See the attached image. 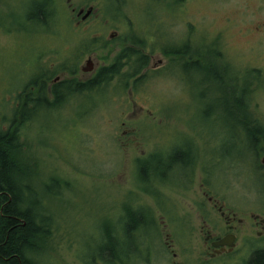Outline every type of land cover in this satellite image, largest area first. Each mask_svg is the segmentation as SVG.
Listing matches in <instances>:
<instances>
[{
  "label": "rangeland",
  "instance_id": "1",
  "mask_svg": "<svg viewBox=\"0 0 264 264\" xmlns=\"http://www.w3.org/2000/svg\"><path fill=\"white\" fill-rule=\"evenodd\" d=\"M44 1L0 0V132L17 117L18 93L35 79L37 69L52 72V77L64 66H86L89 54L98 66L111 65L133 39L149 44H145L148 53L160 54L164 41L175 46L195 34L194 42L203 52L219 44L236 73L245 70L255 77L252 68L260 70V80L251 81L248 101L264 116V0H56L57 19H47L42 26L28 16L36 3ZM89 7L94 10L91 19L77 26L71 10ZM112 31L117 36L109 38ZM88 41L95 43L88 46ZM178 63L170 61L176 65L167 76L161 71L140 81L132 89L133 98L127 89H114L122 82L115 76L106 90L66 96L50 109L37 107L31 119L14 128L21 145L16 175L24 173L23 183L29 186L26 199L41 197V218L50 219L46 238L33 255L39 264H170L166 241L179 260L200 257V223L187 204L192 194L151 175L140 184L137 161L151 155L150 162L163 163L165 150L186 139L195 140L200 149L199 164L208 163L210 154H223L225 148L230 157L243 154L250 163L253 160L238 149L243 143L235 138L238 134L224 113L226 77H220L210 63L187 73ZM214 74L218 77L212 79ZM128 81L131 86L134 78ZM227 158L221 157L218 178L227 184L232 203L244 206L252 202L262 182L248 173V163ZM149 188L159 193H149ZM169 205L173 212L167 210ZM128 208L153 213L154 226L134 244L128 239L122 244V218ZM175 213L178 221L170 220ZM133 247L135 256L124 255ZM258 247H264V240L239 242L223 263L215 259L211 264H247Z\"/></svg>",
  "mask_w": 264,
  "mask_h": 264
},
{
  "label": "flooded vegetation",
  "instance_id": "2",
  "mask_svg": "<svg viewBox=\"0 0 264 264\" xmlns=\"http://www.w3.org/2000/svg\"><path fill=\"white\" fill-rule=\"evenodd\" d=\"M79 10H71V13L75 16V24L77 26L84 25L91 19L93 14L92 12L87 18H82L84 11L79 14ZM71 18L72 16L70 19ZM47 19L49 21V17H47ZM194 30L196 29L194 28ZM196 35L197 34L194 35V39L189 37L175 46L171 44L170 40L164 41V43L159 45V47H162V53L160 54L148 53L145 51V48H148L149 44L145 43L148 45L146 46L143 43L144 41L142 42L140 38L133 39V43L130 44L133 50L130 63L122 65L119 74L115 76L121 80L123 75L121 71H123V68H127L128 71L130 69V71L134 72L133 77L130 79L134 78V80L139 81H143L161 71L167 76V72L170 68L176 65H171L170 61L179 60L181 63L178 64L183 68L184 73L191 70L202 69L203 67H207L210 63L213 68L218 70L217 74L219 75L220 73V77H226L222 82L231 83V85H233L236 81L242 84L238 94L243 98V117L234 120L230 117L231 113H228L225 108L224 113L228 116L230 128L236 127L238 131L249 128L256 131L257 137H255L253 141L254 147L252 148L253 151H251L253 154V161L252 163H248L247 171L248 173H254L258 181L260 180L262 183L259 182L260 186L258 191L253 192L254 198L252 202H246L244 206H236L231 201L233 196L229 193L226 187L227 184H223L217 175V169L219 165L222 164L221 155L210 154V158L207 160L208 163L199 164L198 161L201 160V152L193 139H186L179 146L171 150H165L166 174L163 180H161V183L171 188L184 190L192 194L187 204L192 211H194L200 223L199 234L201 235L200 257H195V260H179V255L172 249L173 245L171 242L166 241L165 251L167 250L168 254L171 255V257L169 256L170 264H211V261L215 259L223 263L221 260H224L225 256L233 253L237 243L251 240H264V116L262 111L251 108L250 102L248 101L251 91L249 83H251L252 80L259 81L262 74L257 68H252L255 77H251V75L248 76L245 70H243L241 74L236 73L231 69L228 63L229 58L226 54L223 55V49L219 47V44L218 48L211 49V52H203L202 49L199 50L196 41L194 42ZM115 36H117V31L109 33V38H114ZM217 37L219 36L217 35ZM151 45L154 46V42H151ZM172 47L182 48V54H171ZM220 50H222L221 53ZM121 54L122 53L119 55ZM90 55L91 54L88 55V58L90 57L92 60V56ZM117 57L115 59H117ZM121 62H124V60ZM108 66L110 65L99 64L98 66L93 62L92 70L90 71H84L80 66L77 67L78 69L76 70L72 69L74 66L71 68L64 66L59 72L48 79H46L49 77L47 72L37 69V75L34 80L38 83V87L36 91L35 87H31V90L32 92L38 93V91L43 88L46 96L54 101L57 99L58 83L62 85V82H73L74 79L85 83L92 79L99 70H104ZM239 67L246 68L244 66ZM50 74H52V72ZM217 74H214L212 79L218 77ZM40 92L41 91H39V93ZM127 93L131 97L135 96L134 91L130 88L127 90ZM66 96H62V98ZM139 108L142 109L141 107ZM130 141L134 142L137 146V143L133 139ZM130 141L128 140L127 143H130ZM240 143H243L242 145L244 146H252V140H246L244 137L240 139ZM170 172L172 175L169 174ZM224 172L227 173L228 171L225 170ZM147 175L154 176V178L160 181L159 175L150 173ZM138 181L143 185V183L146 182V177L145 179H138ZM149 190V193H159L155 189L149 188ZM244 195L248 196L249 194L247 192ZM160 200V198H157L156 202H160ZM167 210L174 211L170 205ZM135 211L139 210L136 209ZM141 213L142 216H144L142 220L145 223L148 224L153 222V213L151 211H149L151 215L146 211H141ZM176 214L177 213H175L174 216L168 214L170 220L173 219V221H178ZM163 217L164 216H162V218ZM169 236L170 234L166 233L165 239H168ZM227 242H233V246H229ZM257 250H264V247H258L254 251Z\"/></svg>",
  "mask_w": 264,
  "mask_h": 264
},
{
  "label": "trees",
  "instance_id": "3",
  "mask_svg": "<svg viewBox=\"0 0 264 264\" xmlns=\"http://www.w3.org/2000/svg\"><path fill=\"white\" fill-rule=\"evenodd\" d=\"M125 2L126 0H123V3ZM123 3H121V5ZM59 11L60 8L56 0H45L44 2L35 4L28 19L35 18L34 20L44 22L49 13L59 14ZM88 43H91V46H93L95 41H88L86 45H88ZM171 49V54L174 55H179L183 52L182 48L172 47ZM132 53L133 50L131 47L126 48L117 59H114L110 66L104 70H99L92 79L85 83L77 81L76 79H74L73 82H62V85L61 83H58V90H67L69 96L106 90L110 85L112 78L119 74L121 66L125 65V63H130ZM76 56L74 61L77 60ZM122 60H124V62H121ZM72 69L76 70L77 67L74 65ZM129 71L122 75L126 77L122 78V80H120L122 82L114 89L122 92L123 88L127 90L131 88L134 90L137 87L140 83L139 80L132 82L131 86H129V77H133L134 75V72L130 71L129 73ZM50 75L52 74H49V77L46 79L51 78ZM223 83L225 87L222 106L228 111V113L236 114L237 118L241 119L243 117V98L238 92H240L242 84L236 81L233 85H231V83ZM37 85L38 83H36L34 79H31L28 81V84L25 85L23 90L18 93V105L14 108V114H17V117L13 118L10 126L11 129L8 128L6 131L0 132V264H39V262L33 260V255L37 252L36 248L40 245L39 241H43L46 238V225H48L50 220L49 218L44 219L45 217H43L36 223L34 213L37 208L41 209L44 205L41 203V197L38 199H30V208L23 210L21 205L22 189H29V186L23 183V172H20L18 177L16 175L18 174L17 172L20 171L16 154L20 151L21 145L17 141L15 134L17 130L14 128L24 120L31 119L32 116L39 111V108L35 110L37 107L50 109L61 105L64 101V98L62 97H57L56 100L49 101L43 88L39 90L41 91L40 93L39 91L38 93L32 92L31 87H35L36 91L38 87ZM249 85L251 90L253 82L249 83ZM253 145L252 140V147H254ZM150 156L137 161V166H139L141 170L140 179H145L147 173L160 175L163 171L161 168L163 167L165 170L166 162H150ZM154 156L156 157L157 155ZM157 164L159 165L158 170L156 166ZM28 176L29 174L25 175L26 179H28ZM51 181L55 182V180ZM141 214V211H135L131 208L124 210V216H129L128 225L127 227L125 226V231L129 230L128 228L136 222V219L141 221ZM142 222L144 221L142 220ZM110 235L111 233L108 232V241L113 244L115 240ZM127 235L129 237V234ZM106 248L108 249V247ZM116 257V261L119 262V257L117 255ZM250 264H264V250L256 251Z\"/></svg>",
  "mask_w": 264,
  "mask_h": 264
},
{
  "label": "bare ground",
  "instance_id": "4",
  "mask_svg": "<svg viewBox=\"0 0 264 264\" xmlns=\"http://www.w3.org/2000/svg\"><path fill=\"white\" fill-rule=\"evenodd\" d=\"M48 17H49V21L50 20H56L57 19V17H58V14H54V13H49L48 14ZM47 20V19H46ZM38 23L39 24H41L42 26H44V24H45V21L44 22H40V21H38ZM126 77V76H125ZM124 76H122V78H125ZM129 77V76H128ZM131 77H129V79H130ZM122 80V79H121ZM134 81H136V80H134ZM64 91V92H63ZM66 95H68V91L67 90H58V92H57V97H62V96H66ZM242 116H243V111H242ZM232 119H234V120H237L238 118H237V115L236 114H231V116H230ZM231 129H233L234 130V134L235 135H237L238 134V136H236L235 138L236 139H242L243 137H244V139H246V140H255V137H257V133H256V131H253V130H251V129H249V128H246V129H244V130H240V131H238V130H236L237 128L235 127V128H231ZM234 138V135H233V133H232V139H235ZM251 145H252V143H251ZM252 146L251 147H248V146H239V150L241 149V150H243V152H245V153H248L249 154V156L252 158V160H253V154H252V152L251 151H253L252 150ZM222 157H227L228 156V158L227 159H229V160H231V162H237L238 164H240V162H241V164H247V163H249V161H247V159L244 157V155L243 154H239V155H233L234 157H230L229 155V149L228 148H225V151L223 152V154H220ZM148 174V173H147ZM165 170L164 171H162L161 173H160V175H159V179H160V182H161V180H163V178L165 177ZM170 175H172V173L170 172L169 173ZM139 179H140V176L138 177ZM26 190L27 189H25V188H23L22 189V195H21V205H22V208H23V210H26L27 208H30L29 206H30V203H29V200H27L26 199V195H25V193H26ZM148 191H150L149 189H148ZM33 199H38L37 197H35V198H33ZM41 216H43V214H41V209L40 208H37V210H36V212L34 213V217H35V219H36V223L37 222H39V220H40V218H41ZM140 217L143 219L144 218V216H142V214L140 215ZM142 219H141V221L140 220H138V219H136V222L132 225V226H130L128 229L129 230H126L125 231V226L127 227V225H128V221H129V216H124L123 218H122V227H121V230H122V235L125 237V238H123L124 240L122 241V244L124 243V242H127V239H128V241H131V242H133V244H134V239L136 238H138V237H140L142 234H144V230L146 229V228H148L149 226H154V222H150V223H148V224H145L144 222H142ZM123 228H124V233H123ZM127 234H129V237H128V235ZM117 236H118V234H116ZM112 238H114L113 236H112V234L110 235ZM117 239V238H116ZM117 241H119L120 242V240L119 239H117ZM134 246V245H133ZM135 248L133 247V248H127L126 249V251H124L123 253H124V255L126 254V256H135V254H136V252H135ZM258 251V250H257ZM256 251H254V252H251V254H250V256L248 257V263L247 264H250V262H251V260H252V258H253V256H254V253H255ZM33 260H35V259H33ZM36 262H38L37 260H35ZM120 263V262H119Z\"/></svg>",
  "mask_w": 264,
  "mask_h": 264
},
{
  "label": "water",
  "instance_id": "5",
  "mask_svg": "<svg viewBox=\"0 0 264 264\" xmlns=\"http://www.w3.org/2000/svg\"><path fill=\"white\" fill-rule=\"evenodd\" d=\"M83 11H84L83 9H80V10H79V14L82 13ZM91 12H92V7H89V8L85 11V13H84V15L82 16V18H87V17L91 14ZM85 65H86V66H83V67H82V70H84V71H90V70H92L93 62H92V60H91L90 57L86 60ZM227 244H228L229 246H231V247L233 246V242H227Z\"/></svg>",
  "mask_w": 264,
  "mask_h": 264
}]
</instances>
